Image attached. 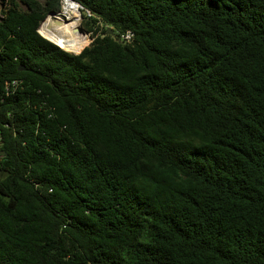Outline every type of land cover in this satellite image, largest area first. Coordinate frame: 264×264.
Wrapping results in <instances>:
<instances>
[{
    "label": "trees",
    "instance_id": "obj_1",
    "mask_svg": "<svg viewBox=\"0 0 264 264\" xmlns=\"http://www.w3.org/2000/svg\"><path fill=\"white\" fill-rule=\"evenodd\" d=\"M60 1L0 18V264H264V0Z\"/></svg>",
    "mask_w": 264,
    "mask_h": 264
},
{
    "label": "bare ground",
    "instance_id": "obj_2",
    "mask_svg": "<svg viewBox=\"0 0 264 264\" xmlns=\"http://www.w3.org/2000/svg\"><path fill=\"white\" fill-rule=\"evenodd\" d=\"M79 11L80 7L75 2H63L58 14L50 13L41 22L38 33L62 49H81L88 40L79 28Z\"/></svg>",
    "mask_w": 264,
    "mask_h": 264
},
{
    "label": "built area",
    "instance_id": "obj_3",
    "mask_svg": "<svg viewBox=\"0 0 264 264\" xmlns=\"http://www.w3.org/2000/svg\"><path fill=\"white\" fill-rule=\"evenodd\" d=\"M61 1H62V2H65V1H70V2H72V0H61ZM61 1H60V2H61ZM7 7H8L7 0H0V18L2 17V12L6 11ZM80 8H81V7H80ZM86 14H87V16H90V14H89L88 11H86ZM131 37H132V35H131L130 33H128V34H126L125 36H121V40L127 42V41L130 40ZM121 40H120V41H121ZM15 85H16V82L6 83V85H5V90L8 91L10 87H15ZM0 146H1V142H0Z\"/></svg>",
    "mask_w": 264,
    "mask_h": 264
},
{
    "label": "rangeland",
    "instance_id": "obj_4",
    "mask_svg": "<svg viewBox=\"0 0 264 264\" xmlns=\"http://www.w3.org/2000/svg\"><path fill=\"white\" fill-rule=\"evenodd\" d=\"M61 4H60V6H61V8H60V11H61V9H62V5H63V2L61 1L60 2ZM80 10H81V8H80ZM59 11V12H60ZM58 12V13H59ZM80 12V11H79ZM57 13V14H58ZM46 18H47V16H46ZM45 18V19H46ZM44 19V20H45ZM83 20H82V17H81V14H80V21H79V28H81V22H82ZM38 31V30H37ZM81 33H83L86 37H87V44L84 46V47H82L81 49H79V50H74V49H65V51H67V50H71V51H74V52H77V51H79V52H81L85 47H88L89 46V44L92 42V38H91V34H89V33H87V32H81ZM67 52H69V51H67ZM79 52H77V53H79ZM70 53H73V52H70ZM75 55H77V54H75ZM2 177H3V175L0 173V179H2Z\"/></svg>",
    "mask_w": 264,
    "mask_h": 264
},
{
    "label": "water",
    "instance_id": "obj_5",
    "mask_svg": "<svg viewBox=\"0 0 264 264\" xmlns=\"http://www.w3.org/2000/svg\"><path fill=\"white\" fill-rule=\"evenodd\" d=\"M76 3V2H75ZM77 4V3H76ZM78 6H79V4H77ZM80 7V6H79ZM81 29V28H80ZM81 31H83L82 29H81ZM38 32V31H37ZM84 33H85V31H83ZM106 33L108 34V35H113V32H112V30H111V28H106ZM43 38V37H42ZM46 40V39H45ZM48 41V40H47ZM49 42V41H48ZM51 43V42H50ZM22 70V69H21Z\"/></svg>",
    "mask_w": 264,
    "mask_h": 264
},
{
    "label": "clouds",
    "instance_id": "obj_6",
    "mask_svg": "<svg viewBox=\"0 0 264 264\" xmlns=\"http://www.w3.org/2000/svg\"><path fill=\"white\" fill-rule=\"evenodd\" d=\"M39 34V33H38ZM40 35V34H39ZM41 36V35H40Z\"/></svg>",
    "mask_w": 264,
    "mask_h": 264
}]
</instances>
